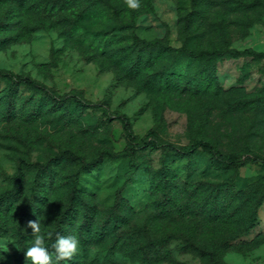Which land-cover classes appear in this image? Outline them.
<instances>
[{
    "label": "rangeland",
    "instance_id": "374dc122",
    "mask_svg": "<svg viewBox=\"0 0 264 264\" xmlns=\"http://www.w3.org/2000/svg\"><path fill=\"white\" fill-rule=\"evenodd\" d=\"M0 0V70L26 75L53 100L0 80V192L21 171V194L0 198V264H32L29 221L45 246L75 235L59 264H264V167L227 168L202 152L146 149L109 159L139 137L211 141L264 156V0ZM156 41L158 46H148ZM50 235H47L49 234Z\"/></svg>",
    "mask_w": 264,
    "mask_h": 264
},
{
    "label": "trees",
    "instance_id": "16d2710c",
    "mask_svg": "<svg viewBox=\"0 0 264 264\" xmlns=\"http://www.w3.org/2000/svg\"><path fill=\"white\" fill-rule=\"evenodd\" d=\"M148 46H158V42L156 41H147L145 42ZM186 55L204 58V59H215L221 55H228L230 57H239V56H251L253 58H264V52H258L251 49H226V50H189L185 47L182 48ZM0 80H3L7 86V92L10 93L17 89V86L24 85L28 87L30 90L38 93L40 96H46L53 100H58L62 102H70V103H78L85 106L91 105L89 102L85 100H81L74 95L69 93H65L62 95H58L53 93L47 87L39 83L38 81L32 79L26 75H15L10 72L0 70ZM118 119L121 122L122 129L125 134L127 150L122 153H114L110 151H104L102 154L105 155L109 159H133L134 156L143 150L146 149H160L165 153L169 154H181V155H189L195 152H202L208 156V158L218 162L219 164L230 168V169H238L240 166L245 163H254L259 164L264 167V156L259 154L250 153V154H227L223 153L217 149V147L209 140L205 139H194L187 144L183 145H174L169 142L161 141L154 130L148 131L144 136H137L131 128V124L127 118V116L121 114L118 115ZM20 175L21 171L18 170L17 174L13 176V184L10 189H6L0 192V198H9L10 196L18 197L21 194V184H20Z\"/></svg>",
    "mask_w": 264,
    "mask_h": 264
},
{
    "label": "clouds",
    "instance_id": "9594fccd",
    "mask_svg": "<svg viewBox=\"0 0 264 264\" xmlns=\"http://www.w3.org/2000/svg\"><path fill=\"white\" fill-rule=\"evenodd\" d=\"M127 6L136 9L140 6L139 0H127ZM28 226L33 230L34 243L25 249L24 255L26 258H30L32 264H59L60 261L71 259L78 253L79 240L75 235H57L56 240L51 244V248L54 250L53 258L48 247L45 246L46 234L43 233L40 222L29 221ZM9 243H13L11 236L0 237V250L7 252ZM0 259H4V257L0 256Z\"/></svg>",
    "mask_w": 264,
    "mask_h": 264
}]
</instances>
